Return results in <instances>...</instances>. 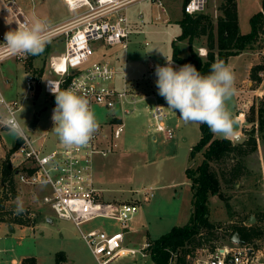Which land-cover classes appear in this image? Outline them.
Returning a JSON list of instances; mask_svg holds the SVG:
<instances>
[{"label":"rangeland","instance_id":"1","mask_svg":"<svg viewBox=\"0 0 264 264\" xmlns=\"http://www.w3.org/2000/svg\"><path fill=\"white\" fill-rule=\"evenodd\" d=\"M29 1L34 3V13L37 17L46 22L57 21L63 17L70 19L76 14L68 11L61 0ZM161 1L166 8V14L149 0H141L129 6L127 15L133 25L127 48L122 49L120 45H97L98 48L92 57V60L104 59L114 65L118 71L117 85L121 84L120 77L124 72L132 90L138 94H158L155 84L157 78L152 80L147 77L146 62L152 59L157 63L167 64V59L172 60L171 42L180 33L179 20L183 14L181 6L184 0ZM260 1L240 0L242 32L250 31L249 20L259 10ZM221 2L222 0H208L202 13L209 14L215 21L221 14ZM2 5L3 1L0 0V8ZM138 12L143 16L141 25L140 19L137 18ZM157 13L161 15L159 19L156 18ZM164 18L168 20L164 22ZM259 37L251 49L236 54L243 53V57L231 58L226 63L235 75L236 89L235 95L227 102V108L235 122L234 135L230 136V139L233 141L235 135L244 136L240 144L247 141L253 126L248 118L254 119L256 128L257 110L264 97V71L258 73V81H252L249 75L252 66L264 64V17L263 31ZM49 41L44 52L38 56L30 55L24 62L7 57L0 62V92L5 100H16L20 103L16 116L20 123L25 125V135L34 140V145L47 134L50 118L49 101L41 87L42 76L33 75L32 70L38 71L40 67L47 69L48 57L59 54L64 49L63 36ZM145 41L148 45H144ZM174 42L178 46L179 56L186 57L187 39ZM200 47L206 50L205 56L200 55ZM192 50L196 56L206 59L208 49L204 35L198 40L194 39ZM246 57L252 62L248 72L245 70ZM183 65L172 60L174 69ZM30 76L38 80L34 90L26 86V80ZM162 99L161 96L159 100ZM164 102L165 125L172 131L171 138H165L162 133L152 130L150 114L141 103L137 104V111L128 115L121 114L118 108L101 109L99 114L100 121L106 124L112 123L113 116L118 117L116 122L124 124L123 133L113 141L112 152L105 156H94V171L102 201H130L139 204L137 213L127 222L128 229L124 238L127 247L140 248L142 236L150 240L156 239L171 227L187 223L191 213V189L185 176V168L188 165L194 168L201 159V152L193 159L189 157L190 149L200 136V123H185L179 112L168 108L165 99ZM240 113L243 114L239 115ZM34 116L38 122L34 130H29L27 128ZM104 129L106 133L109 130L108 127ZM213 135L215 138H222ZM255 137L256 150L249 151V145H246L240 153H230L220 161L211 163V168L219 177L221 192L226 197L228 207H225L223 200L213 196L209 211L216 238L220 236L218 244L230 243L231 230L234 226L242 225L251 233L246 240L248 246L264 253V143L257 134ZM18 141L8 134L6 128L0 129V168L6 157L9 160L7 153ZM234 166H239L236 174L233 172ZM170 182L176 183L175 189L183 197L177 218L173 215L175 206L170 205L171 198L175 197L173 188H157ZM149 187L152 188L153 196L149 201H143V192ZM48 190L47 186L21 185L14 175L10 183L0 177V215L4 220L11 222L10 226L5 222L0 223V264H16L11 262L12 258L22 260L26 257H34L36 264H55L58 252H63L65 256L60 264H98L81 233L99 228L107 232L116 231L119 226L113 221L96 218L77 228L71 221L58 218L42 203V195ZM18 195L22 197L26 208V212L21 215L14 214L15 199ZM251 217L254 220L252 223L249 222ZM109 264L153 263L149 255L142 257L137 254L134 257H119Z\"/></svg>","mask_w":264,"mask_h":264},{"label":"built area","instance_id":"2","mask_svg":"<svg viewBox=\"0 0 264 264\" xmlns=\"http://www.w3.org/2000/svg\"><path fill=\"white\" fill-rule=\"evenodd\" d=\"M29 1V0H28ZM33 1V0H31ZM68 11L75 12V16L63 24L47 29L49 40L63 36L64 49L59 54L50 55L47 69L42 76L41 87L48 98V116L50 124L47 134L36 145L25 135L18 139L17 145L9 151V162L14 169V177L21 185L31 187L47 186L48 192L42 195L41 201L60 219L71 221L77 228L96 218L113 221L119 230L105 231L92 229L81 233L83 240L98 264H109L123 256L144 257L149 255L151 240L142 238L140 248L127 247L124 244L127 222L137 213L139 204L136 202L102 201L100 189L96 186L94 171V156H105L112 152L113 141L118 139L124 130L122 122L112 123L100 121L101 109H119L121 114L128 115L136 110L137 104L150 93L138 94L131 88L125 73L120 77L121 84L117 85L118 71L108 60H92L97 45L127 48L132 34L130 18L127 9L141 0H62ZM166 14V8L161 0H149ZM208 0H184L182 12L188 15L202 13ZM1 16L8 28L0 33V43L4 42V34L15 30L18 25L29 23L30 19L25 7L19 0H3ZM156 14V18H160ZM264 16V13H263ZM143 23L141 12L137 13ZM168 19L164 18L166 22ZM144 45H148L145 41ZM201 56L206 50L198 48ZM30 56V55H29ZM29 56L9 55L0 50V62L7 57L24 62ZM157 63L152 59L146 62V74L155 80ZM38 80L30 76L26 86L34 90ZM40 85V83H39ZM74 88L78 94L84 96L90 104L99 123L98 130L93 134L86 146L65 147L57 135L51 131L54 127L52 120L55 107V96L51 89L63 90ZM0 96H3L0 92ZM16 113L20 103L16 100H6ZM2 107V106H0ZM165 102L156 100L149 111L152 130L162 133L165 138H171L172 131L165 125ZM240 115V114H239ZM110 126V127H109ZM105 127L109 130L106 133ZM5 127L0 126V129ZM49 142L47 143V141ZM153 196L152 188L143 192V201H149ZM251 250L248 252V250ZM177 254L171 252L167 264H180ZM184 264H264V253L246 244H217L202 245L185 255Z\"/></svg>","mask_w":264,"mask_h":264},{"label":"trees","instance_id":"3","mask_svg":"<svg viewBox=\"0 0 264 264\" xmlns=\"http://www.w3.org/2000/svg\"><path fill=\"white\" fill-rule=\"evenodd\" d=\"M220 11L221 14L215 21L206 13L182 14L179 20L180 33L174 40L187 39L188 55L184 58L179 56L178 46L173 40L171 42L173 61L180 65L192 64L202 75H207L210 73L211 65L214 62L223 60L227 63L230 56L251 49L255 42L260 39L259 34L263 31L264 0H261V10L254 13L249 20L250 31L248 33L242 34L239 30L236 0H222ZM203 35L206 37L208 49L207 57L204 60L196 56L192 50L194 39L198 40ZM260 71H264V64L252 66L249 72L250 79L258 81ZM262 101V105L257 110L256 128L254 119L248 118L253 126L248 133L247 141L243 144H236L230 138H215L207 124L200 123V136L196 144L190 149L189 157L193 159L197 153L201 152V159L194 168H191L190 165L185 168V176L191 189V213L187 223L173 226L166 233L151 240L148 253L153 264H167L171 252L177 254L178 263L184 264L185 255L197 247L218 244L217 241L220 236L216 238L215 226L210 221L209 206L213 196L223 200L225 207H228V202L221 192L219 177L211 168V163L220 161L230 153H240L242 147L246 145H249V151L256 150L255 134L262 138L264 143V97ZM238 171L239 166H234L233 172L236 174ZM13 175L14 169L6 157L0 168L1 180H7L10 183ZM11 189L13 192V187ZM4 222L8 226L11 225V222L4 220L0 215V223ZM234 232H238L244 242H246L247 236L251 234L242 225L234 226L231 230V236ZM251 232L253 233V230ZM64 259L63 252H58L55 256V264H60ZM20 264H36V260L34 257H26L21 260Z\"/></svg>","mask_w":264,"mask_h":264},{"label":"clouds","instance_id":"4","mask_svg":"<svg viewBox=\"0 0 264 264\" xmlns=\"http://www.w3.org/2000/svg\"><path fill=\"white\" fill-rule=\"evenodd\" d=\"M46 25L47 22L39 18L18 25L15 30L4 34L0 50L22 57L42 54L50 42ZM155 75L158 94L165 99L168 108L179 112L185 123L207 124L213 134L224 138L234 135L235 122L227 102L235 95V75L223 60L214 62L210 73L202 75L192 64L174 69L172 60L167 59L166 65L156 66ZM51 91L55 96L51 117L54 127L51 131L65 147L86 146L99 128L89 101L72 87L63 90L52 88ZM0 106V126L16 139H23L25 125L20 123L3 96H0ZM24 212V201L18 195L14 214Z\"/></svg>","mask_w":264,"mask_h":264},{"label":"crops","instance_id":"5","mask_svg":"<svg viewBox=\"0 0 264 264\" xmlns=\"http://www.w3.org/2000/svg\"><path fill=\"white\" fill-rule=\"evenodd\" d=\"M3 1V0H2ZM22 5L25 7V10H26V13L30 19V22L37 17V15L34 13V8H35V5L34 3H30V1L28 0H19ZM62 1V0H61ZM63 2V1H62ZM64 3V2H63ZM2 8V7H1ZM1 8H0V11H1ZM261 10V1H260V8L258 11ZM257 11V12H258ZM236 12H237V20H238V26H239V30L242 34L244 33H247L246 30H244L245 32H242L241 30V27H240V13H241V8H240V0H236ZM1 13V12H0ZM250 16V15H249ZM69 18L67 17H63V18H58L57 21H53V22H47V29L48 28H52V27H55L57 25H60V24H63L64 22H66ZM8 28L7 24L4 22L2 16L0 15V33L3 32L4 30H6ZM234 57H243V53L239 54V55H233V56H230L228 58V61L231 59V58H234ZM246 60H247V66H246V72H248V68H250L252 62L250 61V58L246 57ZM44 70V71H43ZM45 72V68H39V70H35L33 69L32 70V74L36 76H40L42 75L43 73ZM28 73H30L28 71ZM34 77V76H33ZM161 99V96L157 93H150L149 97L147 98H144L142 99L139 103L142 104V107L148 112L149 114V111L151 109V106L153 105V103L156 101V100H159ZM137 111V109H136ZM243 114V113H240V115ZM154 138V137H153ZM230 138V137H228ZM11 150V149H10ZM9 150V151H10ZM8 151V152H9ZM8 154V153H7ZM175 185L176 183H173V182H170V183H167L165 185H162V186H157L158 187H162L164 189H171L173 188V191H174V194H175V197L173 196V198H171V204L170 205H173L175 206L174 208V212H173V215L177 218L178 215L180 214V210H181V206L183 204V197H182V194H179L176 189H175ZM3 224V223H2ZM127 229H128V226H127ZM162 235V234H161ZM144 236H142L143 238ZM1 252V251H0ZM21 259L19 260H16L14 258L11 259V262L12 263H16V264H19Z\"/></svg>","mask_w":264,"mask_h":264},{"label":"water","instance_id":"6","mask_svg":"<svg viewBox=\"0 0 264 264\" xmlns=\"http://www.w3.org/2000/svg\"><path fill=\"white\" fill-rule=\"evenodd\" d=\"M38 120L35 118V116L33 117L32 122L29 124L28 129L29 130H34L36 124H37ZM244 140V136L241 135H235L233 136V141L235 143H241ZM253 217L250 218L249 222L252 223L254 220L252 219ZM230 242L233 244H237V245H241V244H246V242H244L239 233L238 232H234L230 238ZM251 250L249 249L248 252H250Z\"/></svg>","mask_w":264,"mask_h":264}]
</instances>
